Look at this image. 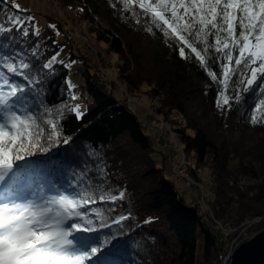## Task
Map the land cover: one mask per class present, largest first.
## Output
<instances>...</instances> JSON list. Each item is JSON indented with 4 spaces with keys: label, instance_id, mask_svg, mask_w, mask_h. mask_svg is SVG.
<instances>
[{
    "label": "trees",
    "instance_id": "1",
    "mask_svg": "<svg viewBox=\"0 0 264 264\" xmlns=\"http://www.w3.org/2000/svg\"><path fill=\"white\" fill-rule=\"evenodd\" d=\"M58 1L87 21L91 34L104 42L107 53L117 55L118 61L108 65L115 75L106 81L85 63L80 88L91 101L87 111L76 118L71 99L77 89L72 91L66 84V64L55 62L51 68L43 67L60 47L55 34L44 36L38 31L36 13L32 12L33 17L14 8L10 1L0 0V25L11 28L0 32V77L25 85L26 106L47 131L52 130L47 124L52 120L59 126L62 139L71 137L68 143H54L47 151L27 155L26 165L18 162L27 168L24 183L29 192L43 187L49 194L57 189L71 194L96 185L111 189L112 194L123 190V199L112 202L96 198L83 206L95 223L101 219L97 212L106 221V227L97 233L85 234L101 243L107 238L101 258L106 264H219L225 243L232 236L225 233L219 239L212 218L234 225L264 214L257 208L264 206V123L251 121L254 104L261 98L259 90L244 93L243 101L233 102L231 108L216 104L221 91L231 96L240 87L236 82L243 79L240 66L224 56L233 46L218 52L212 34L215 30L209 34L212 47L206 61L208 70L217 74L213 81L194 54L191 59L179 56L176 41L152 23L150 14L144 15L138 3L125 7L122 0ZM15 14L24 20L20 28L8 23L7 17ZM29 16L32 19H27ZM94 16L103 18L110 28L95 25ZM21 28H27L28 34L24 35ZM197 46L203 48L199 42ZM231 55L237 57L238 50ZM4 56L17 67L20 60L28 63L26 73L39 83L29 86L19 72L9 73ZM225 64L235 69L227 89L219 82L224 79ZM115 78L127 93L159 107L158 113L177 133L185 155L194 160L189 173L211 165L206 219L197 206L185 203L164 170L157 167L152 139L126 104L127 99L114 96L115 88L121 87ZM261 112L264 109L256 113L258 120L264 119ZM241 177L251 180L253 191L238 185ZM77 181L80 189L75 187ZM121 214L127 218L114 223Z\"/></svg>",
    "mask_w": 264,
    "mask_h": 264
},
{
    "label": "snow or ice",
    "instance_id": "2",
    "mask_svg": "<svg viewBox=\"0 0 264 264\" xmlns=\"http://www.w3.org/2000/svg\"><path fill=\"white\" fill-rule=\"evenodd\" d=\"M122 3L125 7L138 3L143 14H150L152 23L176 41L179 56L191 59L194 54L213 81L217 80V74L208 70L206 57L212 47L208 36L215 30L212 34L216 38L217 51L232 45L224 56L230 62L234 59L243 75V79L236 82L240 87L231 96L225 91L219 93L217 107L231 108L233 102L243 101L244 93L259 90L261 98L254 104L251 121L264 123L256 114L264 109V0H122ZM13 7L20 8L16 0H13ZM7 20L17 28L24 23L18 14L8 16ZM20 30L24 35L29 31L27 28ZM4 31H11V28L0 25V32ZM221 32L226 36L222 37ZM197 42L203 48H199ZM237 50L239 55L234 58L231 51ZM9 59L3 57L9 73L19 72L29 86L39 83L30 72L26 73L25 70L30 69L28 63L20 60L17 67L15 61L8 62ZM56 59L57 56H52L43 67L51 68ZM234 71L230 64L223 66L224 79L219 82L224 89L228 88ZM0 79L3 81L0 84V114L3 117L0 120V264H106L101 258L105 255L107 238L101 243L85 235L97 233L98 229L106 227V221L97 212L96 216L101 219L95 223L83 206L96 198L115 202L123 199L125 192L120 190L112 194L111 189L105 190L100 185L71 194L59 189L49 194L43 187L29 192V186L24 183L27 168L18 162L24 161L26 165L27 155L47 151L54 143H68L71 137L62 139L57 130L59 126L52 120L47 121L52 129L50 132L42 126L38 116L26 106L25 85L12 83L7 77ZM71 111L76 118L83 114L78 104ZM261 116L264 117V112ZM75 187L81 188L79 181ZM128 215L131 216L130 211ZM126 218L121 214L114 223Z\"/></svg>",
    "mask_w": 264,
    "mask_h": 264
},
{
    "label": "rangeland",
    "instance_id": "3",
    "mask_svg": "<svg viewBox=\"0 0 264 264\" xmlns=\"http://www.w3.org/2000/svg\"><path fill=\"white\" fill-rule=\"evenodd\" d=\"M8 1L13 4V0ZM55 1L56 4H53L49 0H23L22 2L16 0L20 5L18 10L37 14L35 23L41 34L44 36L55 34L57 41L60 43L58 51L54 54L57 56L55 62L62 61L66 64L68 69L66 84L72 91L77 89L72 92L71 109L78 104L80 106V111L84 114L91 101L80 88L84 85L82 76L85 63L91 67V70L98 75L99 79L100 67L106 70L110 78L112 75H115V72L114 69H110L108 65L110 63L116 64L118 57L113 53H107V45L97 40L91 34L88 30L89 23L87 21H84L80 17H76V15H74L76 12L64 8L58 0ZM94 18L95 25L97 24L106 29L110 28L108 22L103 18L98 16H94ZM53 25L55 27H52ZM57 53L59 55H57ZM78 70L80 71L79 73H77ZM69 84L74 87H70ZM73 96L75 99H73ZM114 96L122 101H125V98L127 99L126 104L141 122L146 135L152 139L154 149L153 157L157 167L164 170L165 177L173 182L176 190L185 200V203L187 205L197 206L200 214L206 219L204 216L205 209L210 210V207L207 205L206 195L209 197L211 196L210 183H212V178L209 172L211 165H204L202 168H196L194 173H189L188 168H190V166H195L194 160H191L190 157L185 155L177 133H175L173 127L158 113L159 107L156 104L149 103L144 97L133 96L132 94H129V96L125 95V90H123L122 87L115 88ZM0 120L2 119L0 118ZM218 134L221 135L222 133L218 131ZM175 163H177V168L174 167ZM244 178L246 177H241L239 180ZM191 179L198 183H200V181L202 182L200 185L203 186L204 195L201 192H193L196 184H193ZM245 188L253 191L255 185L250 181ZM257 208L261 212H264V206L259 205ZM210 213L212 214L211 211ZM259 217H262L261 224L258 222L254 223L248 229L243 225L246 221L240 224H230L235 233L224 232L219 227H214V230L219 239H221L225 233L231 235L232 238L228 240V243L238 235L241 236V238L251 237V239H249L250 241L258 233L264 231V214L254 219H258ZM221 222L226 223L227 221ZM199 264L201 263L199 262ZM219 264H221V258Z\"/></svg>",
    "mask_w": 264,
    "mask_h": 264
},
{
    "label": "built area",
    "instance_id": "4",
    "mask_svg": "<svg viewBox=\"0 0 264 264\" xmlns=\"http://www.w3.org/2000/svg\"><path fill=\"white\" fill-rule=\"evenodd\" d=\"M18 2H21L22 0H17ZM51 1L53 4H56L55 0H49ZM76 17H78L77 14ZM32 16H35L34 13H32ZM80 71L78 70L77 73H79ZM99 76H100V80L101 81H106L109 78V75L107 74L106 70H104V68L100 67L99 69ZM115 81L122 87V83L119 79L115 78ZM123 88V87H122ZM125 95L129 96V94L125 91ZM177 168V167H176ZM242 182H244V179L241 180ZM191 182H193V184L195 183L196 186L194 187L193 192L198 193L201 192L203 193L202 190V186L200 185V183L196 182L195 180L191 179ZM260 223L262 222V217H259L258 219H252L249 221H246L243 225L246 229H248L252 224L254 223ZM212 225L216 228H220L222 229L224 232L227 233H235L234 230L232 229L230 223L226 222H221L220 220H218L217 218L213 217L212 218ZM237 232V231H236ZM245 232V231H243ZM249 239H251V237H242L241 236H237L236 238H234L232 241H230L224 248L223 250V255H221V264H228L231 261V256L234 254L235 250L238 249V247L244 242V241H248Z\"/></svg>",
    "mask_w": 264,
    "mask_h": 264
},
{
    "label": "water",
    "instance_id": "5",
    "mask_svg": "<svg viewBox=\"0 0 264 264\" xmlns=\"http://www.w3.org/2000/svg\"><path fill=\"white\" fill-rule=\"evenodd\" d=\"M231 257L229 264H264V231L242 243Z\"/></svg>",
    "mask_w": 264,
    "mask_h": 264
},
{
    "label": "bare ground",
    "instance_id": "6",
    "mask_svg": "<svg viewBox=\"0 0 264 264\" xmlns=\"http://www.w3.org/2000/svg\"><path fill=\"white\" fill-rule=\"evenodd\" d=\"M177 166V163H175V166L174 167H176ZM178 167V166H177ZM242 180V179H241ZM241 180H239L238 181V185L239 186H242V187H245L246 185H247V183H249L251 180L250 179H248L247 177L246 178H244V182H242ZM244 185V186H243ZM202 190H204L203 189V186H202ZM203 195H204V193H203ZM250 220H252V219H250ZM247 221V220H246ZM249 241V240H248ZM227 243H228V241L225 243V245H227ZM244 243V242H243ZM239 248V247H238ZM221 255H223V251H222V254ZM234 255V254H233ZM232 255V256H233ZM221 257V256H220ZM231 259H232V257H231ZM231 262V261H230Z\"/></svg>",
    "mask_w": 264,
    "mask_h": 264
}]
</instances>
